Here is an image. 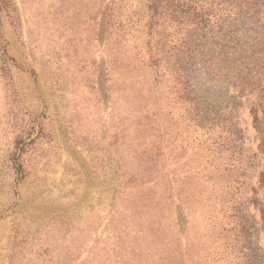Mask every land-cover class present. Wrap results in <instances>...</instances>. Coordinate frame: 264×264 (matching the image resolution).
<instances>
[{
  "label": "rangeland",
  "instance_id": "374dc122",
  "mask_svg": "<svg viewBox=\"0 0 264 264\" xmlns=\"http://www.w3.org/2000/svg\"><path fill=\"white\" fill-rule=\"evenodd\" d=\"M146 2L0 0V264H169L178 193L196 195L185 206L181 249L207 264L197 194L204 178L191 174L185 179L199 187L189 180L170 191L160 176L172 157H158L166 121L158 122V107L168 101L173 117L183 110L167 82L159 97L144 65ZM111 3L128 29L125 42L110 30L98 35L99 11ZM207 44H224L229 56L240 45L252 52L245 80L220 82L201 69L192 83L242 130L244 153L257 156L241 180L249 198L264 165V33L236 20ZM241 62L230 65L244 69ZM249 210L259 223V211ZM257 241L264 251L262 230Z\"/></svg>",
  "mask_w": 264,
  "mask_h": 264
},
{
  "label": "trees",
  "instance_id": "16d2710c",
  "mask_svg": "<svg viewBox=\"0 0 264 264\" xmlns=\"http://www.w3.org/2000/svg\"><path fill=\"white\" fill-rule=\"evenodd\" d=\"M118 9L119 6L111 3L99 11L98 35L102 37L110 30L111 35L125 42L129 36L128 29L121 21ZM236 20L256 25L260 33H264V0L146 2L148 40L144 43L147 56L144 65L152 71V85L159 87V97L164 98L162 86L167 82L168 92L175 96L176 103L183 110L182 115L173 117L171 106L174 105L165 101L158 107V122L166 120L158 136V157L162 163L166 162V152L172 157L168 165L163 164L160 176L166 178L170 191L178 183L192 186L193 182L189 180H197L199 187V179H185L191 174L204 178L201 182L206 185L205 191L197 194L202 203L198 210L204 212L201 221L207 230L204 241V258L209 257L207 264H264V251L257 241L258 230L264 232V196L262 198L258 192L264 190V165L258 174V188H252L249 198L244 197L240 190L244 185L241 180L247 170L253 168L252 160L255 161L257 156L249 157L244 153L242 130L230 117L221 114L215 104L198 95L192 86L201 69L206 74H213L212 80L220 82L228 79L241 82L248 76L242 72L248 69L252 52L248 55L240 45L239 48L234 47L229 56L224 44L219 45L218 50L212 48L213 44H207L218 33L233 27ZM167 30L169 34L165 33ZM171 37L175 40L168 44ZM239 60L243 61L244 69L230 65ZM250 112L259 131L258 115L254 108ZM198 154L200 162L196 163L194 156ZM181 169L185 170L179 173ZM177 175L182 179H175ZM188 196L178 193L173 197L179 238L176 255L167 258L169 264V260L175 264H193L199 258L188 255L186 245L181 249L180 237L190 226L184 214L185 206L196 195L191 193ZM250 207L259 211V223L251 214Z\"/></svg>",
  "mask_w": 264,
  "mask_h": 264
}]
</instances>
